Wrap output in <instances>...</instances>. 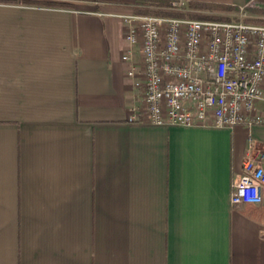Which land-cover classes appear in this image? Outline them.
<instances>
[{
    "label": "crops",
    "instance_id": "obj_1",
    "mask_svg": "<svg viewBox=\"0 0 264 264\" xmlns=\"http://www.w3.org/2000/svg\"><path fill=\"white\" fill-rule=\"evenodd\" d=\"M154 5L0 0V264H264V199L229 202L264 126L127 119L121 15Z\"/></svg>",
    "mask_w": 264,
    "mask_h": 264
},
{
    "label": "built area",
    "instance_id": "obj_2",
    "mask_svg": "<svg viewBox=\"0 0 264 264\" xmlns=\"http://www.w3.org/2000/svg\"><path fill=\"white\" fill-rule=\"evenodd\" d=\"M151 4L155 0H142ZM187 12L182 0L154 5ZM251 3L227 19L131 12L121 15L126 75L139 92L128 121L181 126H264V23ZM264 199V146L248 139L232 208Z\"/></svg>",
    "mask_w": 264,
    "mask_h": 264
},
{
    "label": "trees",
    "instance_id": "obj_3",
    "mask_svg": "<svg viewBox=\"0 0 264 264\" xmlns=\"http://www.w3.org/2000/svg\"><path fill=\"white\" fill-rule=\"evenodd\" d=\"M14 1V0H11ZM155 5H164L167 3L166 0H155L153 1ZM192 9L194 10H216L217 8H220V6H215L211 4H192L190 5ZM221 8L226 9V10H233L236 9L235 7H228V6H221ZM143 12L147 13H153V14H158V15H171V16H189L193 18H205V19H227L228 17L218 15V14H208V13H200L197 11L193 12H180V11H163V10H145ZM253 22L257 23H264V18H254L250 19Z\"/></svg>",
    "mask_w": 264,
    "mask_h": 264
},
{
    "label": "rangeland",
    "instance_id": "obj_4",
    "mask_svg": "<svg viewBox=\"0 0 264 264\" xmlns=\"http://www.w3.org/2000/svg\"><path fill=\"white\" fill-rule=\"evenodd\" d=\"M152 14H153V13H152ZM251 14L255 15V14H257V12L254 11V12H252ZM218 15H222V16H225V17H230V16H231V15H229V14H224V13H220V14H218Z\"/></svg>",
    "mask_w": 264,
    "mask_h": 264
}]
</instances>
